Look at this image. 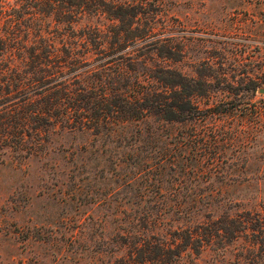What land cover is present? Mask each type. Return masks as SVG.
Wrapping results in <instances>:
<instances>
[{"label":"trees","instance_id":"1","mask_svg":"<svg viewBox=\"0 0 264 264\" xmlns=\"http://www.w3.org/2000/svg\"><path fill=\"white\" fill-rule=\"evenodd\" d=\"M141 6L117 0H0V81L5 94L12 93L0 109V142L21 160L39 152L51 129L86 132L93 144L119 148L121 186L135 192H123L116 201L117 251L127 248L118 264H186L187 250L198 256L220 245L226 252L249 227L218 195L179 191L212 185L223 169L217 160L223 150L216 149L226 139L212 129L200 132L196 124L235 116L240 109L200 106L197 98L210 99L215 90L210 73L150 66L153 43L163 59L178 61L179 52L172 37L141 32L140 14H147ZM151 37L154 42L141 53L138 47ZM163 40L167 44L158 46ZM32 86L42 89L33 92ZM249 113L264 117V104ZM186 124L195 128L182 131ZM132 203L136 207L128 212Z\"/></svg>","mask_w":264,"mask_h":264},{"label":"rangeland","instance_id":"2","mask_svg":"<svg viewBox=\"0 0 264 264\" xmlns=\"http://www.w3.org/2000/svg\"><path fill=\"white\" fill-rule=\"evenodd\" d=\"M117 1L143 5L140 9L147 14H140L141 32L153 29L155 37H172L178 61L158 56L152 50L155 43L148 51L154 37L138 47L152 56L150 66L210 73L215 90L210 99L197 98L200 106L240 109L235 116L196 124L198 131L212 129L226 139L216 149L223 150L217 156L223 169L213 175L212 185L179 191L218 195L235 206L229 213L249 227L226 246V252L220 245L205 248L198 256L187 250L185 263L264 264V117L249 113L264 104V0ZM254 85L256 91L248 90ZM6 87L0 81V109L9 103L5 96L12 95L5 94ZM2 114L4 110L0 119ZM181 127L187 133L195 128ZM44 136L48 141H41L39 152L23 160L0 142V264H118L127 248L117 251L121 207L116 201L123 192L128 196L135 192L121 186L120 149L93 144L86 132L51 129ZM135 207L132 203L126 209Z\"/></svg>","mask_w":264,"mask_h":264}]
</instances>
